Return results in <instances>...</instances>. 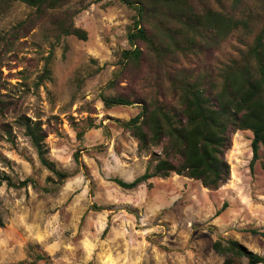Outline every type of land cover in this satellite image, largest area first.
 Wrapping results in <instances>:
<instances>
[{"label": "rangeland", "instance_id": "1", "mask_svg": "<svg viewBox=\"0 0 264 264\" xmlns=\"http://www.w3.org/2000/svg\"><path fill=\"white\" fill-rule=\"evenodd\" d=\"M188 3L198 13L250 18L251 28L184 43V54L157 39L156 17L143 24L154 42L132 46L137 11L120 0H71L39 16L0 0V264H222L217 240L264 258V238L249 232L264 233V147L251 170V131L231 134L230 178L217 191L174 173L131 190L112 181L152 176L164 158L162 145L142 150L125 124L144 106L179 109V82L197 83L212 99L264 29V0ZM65 14L86 41L60 36L55 23ZM135 49L140 57L126 60ZM103 97L133 104L106 107ZM29 122L42 129L50 168L26 135ZM25 180L20 189L7 184Z\"/></svg>", "mask_w": 264, "mask_h": 264}, {"label": "trees", "instance_id": "2", "mask_svg": "<svg viewBox=\"0 0 264 264\" xmlns=\"http://www.w3.org/2000/svg\"><path fill=\"white\" fill-rule=\"evenodd\" d=\"M18 1L34 8L37 16L48 10L61 8L71 0H8ZM100 1V0H99ZM135 7L137 19L135 31L128 34L132 46L137 41L153 43L143 26L146 18H157L163 29L157 39L169 40V49L187 53L184 43L195 47L199 40L210 38L222 40L238 29H250V18L236 19L234 16L207 10L203 13L189 5L188 0H120ZM238 2V0H236ZM240 1V0H239ZM70 14L57 20L56 27L60 36L73 35L81 41L88 39L87 32L73 25ZM169 27L177 30L170 32ZM160 35V37H159ZM178 37V39H177ZM181 39V40H180ZM165 54V52H162ZM140 50L124 53L126 60L139 58ZM187 77V76H186ZM184 77V80L185 78ZM182 80V79H181ZM180 81V80H179ZM191 80L173 84L175 96L180 100L179 109H168L157 105L156 108L144 106L141 114L125 124V128L139 141L140 148L150 144L162 145L164 158L155 166L154 175H144L133 182L113 179L123 189H134L154 176L166 178L171 173L202 183V187L217 191L230 178V167L225 153L231 146V134L237 131H251L252 160L250 169L259 160L260 145L264 147V29L257 37L248 58L237 68L227 69L223 84L215 89L213 98H207L200 86ZM215 86V85H212ZM106 107L131 106L133 103L123 98L103 97ZM30 123V122H29ZM25 123L26 135L37 150L41 163L50 168L44 156V136L38 125ZM79 157V154L76 155ZM52 169V168H51ZM264 170V165H263ZM60 181L65 174L55 172ZM28 180L18 185L7 182L11 188H24ZM1 184V183H0ZM264 238V233L249 231ZM213 249L224 256L222 264H237L238 259H247L248 264H264V258L234 240H217Z\"/></svg>", "mask_w": 264, "mask_h": 264}]
</instances>
